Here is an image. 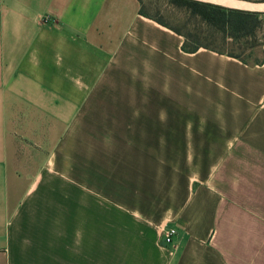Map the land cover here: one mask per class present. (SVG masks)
Instances as JSON below:
<instances>
[{
	"label": "crops",
	"instance_id": "crops-1",
	"mask_svg": "<svg viewBox=\"0 0 264 264\" xmlns=\"http://www.w3.org/2000/svg\"><path fill=\"white\" fill-rule=\"evenodd\" d=\"M181 42L138 0H0V264H264V48L249 65ZM100 117L171 171L135 180L139 205L76 183Z\"/></svg>",
	"mask_w": 264,
	"mask_h": 264
},
{
	"label": "rangeland",
	"instance_id": "rangeland-1",
	"mask_svg": "<svg viewBox=\"0 0 264 264\" xmlns=\"http://www.w3.org/2000/svg\"><path fill=\"white\" fill-rule=\"evenodd\" d=\"M139 11L158 22L169 30H178L179 36L182 41L190 44L196 40L191 37L198 36V42L208 44L212 51L225 53H232L239 59L249 65L259 61L262 57L264 44H259L261 39H264V29H260L255 33V39L242 38L236 41L224 39L219 33H212L197 17L190 14V12L184 7L175 6L166 0H138ZM182 43V42H181ZM227 55V54H225ZM155 85L147 87L148 96H155ZM126 93H129L126 91ZM146 93V92H145ZM104 108H106V104ZM123 111H116V113H122ZM102 114H108L107 111L101 112ZM85 123L89 126L88 133L83 135V144L87 145L88 142L94 145V148L98 144L99 158H94L93 165L88 164L79 167L77 176L78 186L93 188L94 191L99 192V201L101 206L107 205H139L140 199L131 197L133 193V183L135 180L140 179L141 185L147 191H154L157 188H162V185L167 184L162 179V173H171L167 169L166 164H156L155 158L149 159L147 164H141V161L133 158L130 162L128 156L129 150H126L127 146L124 144L126 125L130 123V119L123 117H100L93 119H85ZM97 127V128H96ZM94 130V131H93ZM96 150L94 149V153ZM212 159L214 155L219 151H211ZM203 155L197 156V159L193 162L191 169L195 165L196 168L199 164L203 163ZM120 158V161L118 159ZM195 163V164H194ZM167 170H165V169ZM169 176H165L167 178ZM80 184V185H79ZM171 184V183H168ZM181 183H177L180 185ZM93 186V187H92ZM176 187V186H175ZM177 195V192H175ZM145 201H149V205H161L167 202L177 201L178 196L161 198V195H155L152 193L146 197V193L143 195Z\"/></svg>",
	"mask_w": 264,
	"mask_h": 264
},
{
	"label": "trees",
	"instance_id": "trees-1",
	"mask_svg": "<svg viewBox=\"0 0 264 264\" xmlns=\"http://www.w3.org/2000/svg\"><path fill=\"white\" fill-rule=\"evenodd\" d=\"M167 2L186 8L190 14L197 17L212 33H219L224 39L236 41L242 38L255 39V33L264 29V12L249 11L244 9L226 7L218 4L204 2L200 0H166ZM247 1H264V0H247ZM140 12V11H139ZM141 13V12H140ZM142 14V13H141ZM158 23V22H157ZM172 30V29H171ZM173 32L179 34L178 30L173 29ZM264 34V33H263ZM196 40L190 44L182 41L181 50L185 52H193L199 47L213 50L208 44L198 42V36H193ZM264 38V37H263ZM259 44H264V39H261ZM218 52V51H217ZM222 53V52H218ZM228 56L239 59L232 53H225ZM242 61L241 59H239ZM244 62V61H243ZM256 61L255 63H257Z\"/></svg>",
	"mask_w": 264,
	"mask_h": 264
},
{
	"label": "bare ground",
	"instance_id": "bare-ground-1",
	"mask_svg": "<svg viewBox=\"0 0 264 264\" xmlns=\"http://www.w3.org/2000/svg\"><path fill=\"white\" fill-rule=\"evenodd\" d=\"M205 1L216 2L223 5L235 6L240 8L257 9V10L264 9V3L251 4L243 1H233V0H205Z\"/></svg>",
	"mask_w": 264,
	"mask_h": 264
},
{
	"label": "built area",
	"instance_id": "built-area-1",
	"mask_svg": "<svg viewBox=\"0 0 264 264\" xmlns=\"http://www.w3.org/2000/svg\"><path fill=\"white\" fill-rule=\"evenodd\" d=\"M161 240L164 245H171L176 235V229L172 225H162L160 228Z\"/></svg>",
	"mask_w": 264,
	"mask_h": 264
},
{
	"label": "water",
	"instance_id": "water-1",
	"mask_svg": "<svg viewBox=\"0 0 264 264\" xmlns=\"http://www.w3.org/2000/svg\"><path fill=\"white\" fill-rule=\"evenodd\" d=\"M200 1L209 2V3H213V4H218V5H222V6H226V7H232V8H238V9L249 10V11L264 12V10L248 9V8H240V7H235V6H227V5H223V4H219V3L211 2V1H205V0H200ZM233 1H243V2L251 3V4L264 3V1H257V2H256V1H247V0H233Z\"/></svg>",
	"mask_w": 264,
	"mask_h": 264
}]
</instances>
